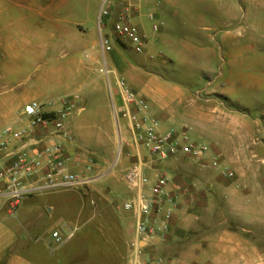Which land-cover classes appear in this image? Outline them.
<instances>
[{"label":"crops","instance_id":"1","mask_svg":"<svg viewBox=\"0 0 264 264\" xmlns=\"http://www.w3.org/2000/svg\"><path fill=\"white\" fill-rule=\"evenodd\" d=\"M105 2L106 0H21L17 6L23 11L32 13L37 23L41 21L44 27L40 29L23 26L15 31L13 36L8 37L6 45L3 37L0 38V63H3L8 55L22 57V54L26 53L25 55L30 56L39 54V49L49 54L61 48V53L67 57L64 66L73 71L68 82L61 85L63 90L68 92L69 96L79 97V103L82 104L96 100L99 96L102 98V106L109 113V128L105 124L106 120L101 116H98L93 124L83 125L79 122L77 126L76 133L89 144L96 141L100 152L107 142L114 144L115 138L119 146V123L122 120H117L116 111L123 107L119 78H123L132 90L146 100L149 114L158 118L161 121L162 132H167L170 128L169 121L174 120L177 114L176 104H183L186 91L180 85L173 83L176 78L172 77L171 73H176L177 70L175 68L171 70L169 64L175 62L169 59V55L157 53L156 49H163L164 46L177 52L196 51V55L192 57L205 58L207 65L204 68L190 66L187 75L207 74L214 75L212 80L234 81L237 82L238 88L244 87V91L251 96L250 100L245 99V101L239 98V104L248 110L244 112L231 108L226 98H232L233 94L226 89H214L211 92L212 96L206 100L207 107L200 98L191 102L192 107L196 108L193 113L189 112L188 116L201 124L202 131L207 128V136L214 139V151L224 158V163L237 166L238 180L221 187V202L231 209L249 198L263 203L264 176L259 172L262 170L264 159L256 161L254 159L264 154V0H112L113 6L118 7L121 3H126L136 8L131 21L147 36L148 43L145 52L137 53L131 45L122 46L114 39L113 50L106 55L108 67L112 71L110 78L101 72L104 56L99 19ZM151 14L155 15V21L150 19ZM26 18L25 15L22 20ZM248 18L249 20L253 18V25L249 27L246 24ZM115 19L114 15L104 18V29H112ZM95 24L98 25V30ZM149 24H151L150 29ZM154 24L159 25L158 31L153 30ZM4 31L5 28L0 25V34ZM40 32L43 39L41 47L37 42ZM19 41L25 49L17 48ZM33 43L36 45L34 46ZM124 50H133L136 53L135 61L124 58ZM248 50L251 54L249 56H247ZM232 53L234 60L229 62L225 60V55ZM223 64L229 67L227 73L224 69L218 71ZM190 78L193 80L199 77ZM47 82L46 79L44 87H37L31 94L13 95L8 94L6 88L0 89V131L8 126H13L15 129L24 128L27 125V118L23 112L29 103L37 101L47 105L52 101L53 96L45 89V86H48L45 85ZM167 86L174 87L176 96L169 97ZM39 99L42 101H38ZM83 108V111H86V107ZM251 109L258 115L256 119H252ZM54 110L55 108L47 105L48 113ZM72 116L73 114L70 115V119ZM74 119L81 121L78 118ZM66 133L69 135L68 139L63 136H52L50 132L37 129L38 142L34 148L40 151L54 141L61 143L65 148L68 168L71 171L78 169L86 178H90L88 175L94 168L93 159L85 153H76L67 144L68 140H73L70 122L66 125ZM219 135H224L227 139L228 150L236 142L235 136L238 135L237 139L240 138L245 148L250 150L249 153L245 152L238 158L232 156L225 159L218 148ZM132 150L134 153L131 152ZM123 151H126L128 158L125 161L126 172L138 161L139 155L148 163H153L152 159H148L143 154L142 149L138 152L132 147H126ZM35 153L33 151L31 156H35ZM113 164L106 171L102 170L105 167L95 165L97 176H109L114 180L117 174H114ZM156 168L153 165L152 168H146V172L152 176ZM215 179L221 182L222 176ZM2 189L3 184L0 183V191ZM135 194V190L131 189L127 196L128 200ZM108 195V198L112 199L111 196L114 198V185L109 188ZM193 197L198 198L197 195L196 198ZM4 204L5 200L0 198V220H6L2 215ZM133 218L129 234L134 241L136 230L134 215ZM254 220H239V229L243 232H251L252 229L248 226L260 224L258 220ZM230 221H214L212 223L214 232L211 235H218L219 241L223 244H236L224 254L234 255L240 252L241 260H245L243 247L237 241V233L227 227ZM210 231L207 230V234H210ZM211 235L207 237L205 244L198 246L192 258L193 264H200L199 261L205 264L203 259L209 257L207 249Z\"/></svg>","mask_w":264,"mask_h":264},{"label":"rangeland","instance_id":"2","mask_svg":"<svg viewBox=\"0 0 264 264\" xmlns=\"http://www.w3.org/2000/svg\"><path fill=\"white\" fill-rule=\"evenodd\" d=\"M111 1L106 0V3H112ZM18 3H21V0H0V25L5 28L0 38L3 37L5 45L8 37L13 36L15 31L23 26H34L40 29L44 27L41 21L37 23L32 13L21 10L17 6ZM25 15L27 18L23 21L22 17ZM246 24L248 27L252 26L253 18L250 20L248 18ZM94 26L98 30V25ZM148 26L150 29L151 24ZM112 31V29H103L102 35L113 43ZM39 37L37 42L41 47L42 32L39 33ZM18 43L17 48L25 49L21 41ZM33 44L36 45V43ZM156 50L157 53L162 52L169 55V59L175 62V64H169L171 70L173 68L177 70L176 73H171V76L176 78L173 83L180 85L186 91L183 104H176L177 114L174 120L169 123L166 120L170 127L169 130L179 133L186 131L191 142L208 146L213 153H216L213 146L214 139L207 136V128L202 131L201 124L188 116L189 112L193 113L196 108L192 107V100L200 98L204 101L203 105L207 107L206 100L212 96L211 92L214 89H226L233 94L232 98H226L231 108L244 112L248 110L239 104V98L243 101L250 100V93L244 91V87L238 88L237 82L212 80L214 75H187L186 72L190 66L204 68L207 65L205 58L192 57L196 55V51L194 53L187 50L177 52V50L164 46L163 49ZM61 51V48H57L54 53L48 54L39 49V54L35 53L30 56L25 55L26 53H23L22 57L8 55L3 63H0V89L6 88L8 94L13 95L31 94L37 87H44V81L47 79L48 82L45 85L48 86H45V89L53 96L52 102L69 96L61 85L68 82L73 71L64 66L63 63L67 57ZM135 54L133 50H124L123 57L135 61ZM233 55V53L232 55L226 54L225 60L233 61ZM249 55L251 54L248 50L247 56ZM223 69L227 73L228 65H221L218 71ZM192 76L199 78L192 80L190 78ZM166 89L170 98L176 96L173 86H167ZM80 104L86 107V111H76L71 119L69 117L66 120V125L68 122L71 123L73 137V140H68L67 144L76 153L89 155L93 159L94 168L97 165L105 167L102 170L106 171L114 163V174H117V177H114V180L109 176L98 177L97 169L93 168L88 175L90 178H87L90 182L85 187L27 195L21 200L14 214H10L8 207H5L2 215L6 220H0V264H135L133 240L129 234L134 218L132 212L125 209L127 196L131 192L126 181L127 153L126 151L120 153L116 138L114 144L107 142L99 152L96 141L89 144L76 133L79 122L83 125H90L98 116L106 120L105 124L108 128L110 126L109 113L102 106L101 97L98 96L96 100ZM250 114L252 119L258 117L252 109ZM74 118L81 121H75ZM237 137L238 135L235 136L236 142L228 150L227 139L224 135L218 136V148L220 153L226 157L225 159L232 156L238 158L245 152L249 153L250 150L245 148L244 143ZM131 152L134 153L133 150ZM142 152L148 159H155L153 165L164 171L171 181L178 185V188L171 190L172 197L177 201L176 207L173 208L171 204L165 208L166 210L172 208L170 234L166 241L155 240L153 242L151 252L147 249L141 255L142 264H157L161 259H172L180 264H193L192 258L198 246L205 244L207 237L214 232L212 223L221 220H231L227 227L237 233V241L241 243L246 258L241 260L240 252L234 255L224 254L236 244H223L219 241L218 235H211L207 249L209 257L206 260L203 259L204 263L264 264V202L249 198L232 209L221 202V187L238 180L236 165H226L224 158L220 157L221 169H216L212 166L213 158L208 162L209 164L202 165L184 155L174 159L159 160L145 148H142ZM250 155H252L251 152ZM257 159H264V154H260L254 160ZM227 171L233 172L235 176L230 178L223 175ZM73 172L86 178L78 169H74ZM259 173L264 176V164ZM220 175L222 181L218 182L215 178ZM113 185L114 198L112 196L111 198L114 201L108 198V190ZM252 219L258 220L260 224L248 226L252 229L251 232H243L239 229V220L250 221ZM64 228L76 229L75 236L69 241L57 242L53 234ZM207 230H211L210 234H207ZM199 263L203 264L200 261Z\"/></svg>","mask_w":264,"mask_h":264},{"label":"built area","instance_id":"3","mask_svg":"<svg viewBox=\"0 0 264 264\" xmlns=\"http://www.w3.org/2000/svg\"><path fill=\"white\" fill-rule=\"evenodd\" d=\"M106 3V2H105ZM133 5L121 3L118 7L108 2L104 4L100 19V40L104 56V66L101 72L108 78L112 71L108 67L106 55L113 50V43L102 35L103 20L114 15L112 24L115 42L122 46L131 45L137 53H143L148 43L147 36L132 23L135 11ZM150 19L155 21V15ZM154 31L159 25L154 24ZM119 87L123 96V107L116 111L119 123L120 153L126 147H132L140 152L145 148L159 160H169L181 155L196 160L202 165L209 164L220 168V154L214 153L208 146L191 142L186 131L183 133L169 130L162 132L161 121L149 114L148 105L137 92L132 90L123 78H119ZM48 106L55 108L51 113L46 111V104L33 101L25 106L24 116L27 125L21 129L8 126L0 131V183L3 189L0 198L5 200L10 214H14L21 200L33 193L59 189H78L89 184L90 179L71 171L67 166L65 148L54 141L42 150L34 148L37 129L50 132L52 136L69 138L66 133V120L76 111H83L79 97L66 96L59 101H51ZM17 144V145H14ZM35 151V156L31 153ZM153 160V159H152ZM155 159L153 160V162ZM153 163L145 161L141 155L126 172V181L136 194L125 204V209L133 213L136 219L135 240L132 242L135 264L140 262L141 255L147 249L151 252L155 240L166 241L171 231L172 208L177 201L172 197V188H178L168 175L156 168L154 175L146 172ZM225 176L233 178V172H224ZM1 208V206H0ZM75 230L60 229L53 234L57 242L69 241L75 236ZM157 264H180L172 259H161Z\"/></svg>","mask_w":264,"mask_h":264}]
</instances>
